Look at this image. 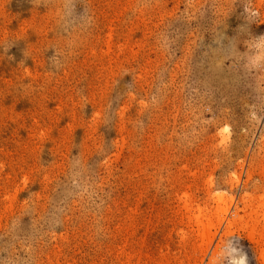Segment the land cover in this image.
<instances>
[{
  "label": "rangeland",
  "instance_id": "obj_1",
  "mask_svg": "<svg viewBox=\"0 0 264 264\" xmlns=\"http://www.w3.org/2000/svg\"><path fill=\"white\" fill-rule=\"evenodd\" d=\"M260 35L264 0H0V264H264Z\"/></svg>",
  "mask_w": 264,
  "mask_h": 264
},
{
  "label": "clouds",
  "instance_id": "obj_2",
  "mask_svg": "<svg viewBox=\"0 0 264 264\" xmlns=\"http://www.w3.org/2000/svg\"><path fill=\"white\" fill-rule=\"evenodd\" d=\"M264 39V35H260ZM227 259V264H248L247 253L244 252L242 246H239L238 238L229 237L216 254L214 264L221 259Z\"/></svg>",
  "mask_w": 264,
  "mask_h": 264
},
{
  "label": "bare ground",
  "instance_id": "obj_3",
  "mask_svg": "<svg viewBox=\"0 0 264 264\" xmlns=\"http://www.w3.org/2000/svg\"><path fill=\"white\" fill-rule=\"evenodd\" d=\"M216 197H217V204H218V211L220 212V213H226V209L225 208H223L222 207V203H223V200H224V195L222 194V193H220V192H218L217 194H216ZM197 219H198V222H199V224L201 225V227H202V229L204 230V231H207V229H206V225H204V224H202V222H200L199 221V218H200V211H199V214L197 215V217H196ZM230 223V222H229ZM209 227V226H208ZM209 229V228H208ZM211 229V228H210ZM203 232V231H202ZM207 232H209V231H207ZM206 232V233H207ZM206 233L205 232H203V236L205 237L206 236ZM262 256H264V255H262Z\"/></svg>",
  "mask_w": 264,
  "mask_h": 264
}]
</instances>
